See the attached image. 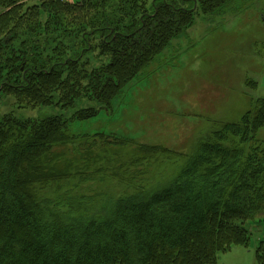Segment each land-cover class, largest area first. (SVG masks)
I'll return each mask as SVG.
<instances>
[{
	"label": "trees",
	"instance_id": "16d2710c",
	"mask_svg": "<svg viewBox=\"0 0 264 264\" xmlns=\"http://www.w3.org/2000/svg\"><path fill=\"white\" fill-rule=\"evenodd\" d=\"M180 1L187 6L176 0H0V93L20 107L102 105L67 118L8 114L0 121V264H218V252L247 247L245 220L264 219V142L244 144L264 125L263 98L202 142L180 174L155 191L143 184L109 193L97 187L99 180L83 193L88 170L79 163L69 160L62 170L46 165L54 146L77 141L68 120L109 112L193 24L195 8L215 14L234 0ZM96 50L107 61L92 67L89 53ZM98 135L108 146L126 142ZM234 137L239 144L230 145ZM31 180L46 192L30 190ZM255 254L264 264V239Z\"/></svg>",
	"mask_w": 264,
	"mask_h": 264
},
{
	"label": "rangeland",
	"instance_id": "374dc122",
	"mask_svg": "<svg viewBox=\"0 0 264 264\" xmlns=\"http://www.w3.org/2000/svg\"><path fill=\"white\" fill-rule=\"evenodd\" d=\"M175 4L184 8L188 3L176 0ZM195 9L193 24L172 38L169 47L116 97L109 112L101 110L88 120H68L69 132L77 141L54 146L52 157L54 152L58 156L51 165L50 156L47 166L62 170L69 160L79 163L88 170L89 180L80 188L83 193L96 188L99 180L97 187L109 193L133 192L143 184L155 191L170 184L186 159L202 142L217 137L225 123L237 122L255 109L254 101L264 99V0H234L215 14ZM15 44L18 49L20 41ZM97 50L89 53L92 67L107 61L97 57ZM85 106L99 109L102 105L92 101L68 109L20 107L12 95L0 93V121L8 114L21 120L54 114L67 118ZM102 132L126 142L108 146L98 135ZM254 137L245 148L264 142V125ZM238 138L229 144H239ZM33 184L31 180L30 190L46 192L41 190L44 184L36 188ZM243 226L250 232L247 247L218 252V264H257L255 252L264 238V219L256 216Z\"/></svg>",
	"mask_w": 264,
	"mask_h": 264
},
{
	"label": "built area",
	"instance_id": "2783aa9c",
	"mask_svg": "<svg viewBox=\"0 0 264 264\" xmlns=\"http://www.w3.org/2000/svg\"><path fill=\"white\" fill-rule=\"evenodd\" d=\"M62 1H71L72 2V1H77V0H62Z\"/></svg>",
	"mask_w": 264,
	"mask_h": 264
},
{
	"label": "crops",
	"instance_id": "0c3cea01",
	"mask_svg": "<svg viewBox=\"0 0 264 264\" xmlns=\"http://www.w3.org/2000/svg\"><path fill=\"white\" fill-rule=\"evenodd\" d=\"M264 239V238H263ZM262 240V239H261ZM229 252H232V248L229 250Z\"/></svg>",
	"mask_w": 264,
	"mask_h": 264
},
{
	"label": "flooded vegetation",
	"instance_id": "af4514ba",
	"mask_svg": "<svg viewBox=\"0 0 264 264\" xmlns=\"http://www.w3.org/2000/svg\"><path fill=\"white\" fill-rule=\"evenodd\" d=\"M264 18V14L262 15V19Z\"/></svg>",
	"mask_w": 264,
	"mask_h": 264
}]
</instances>
